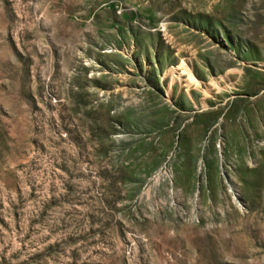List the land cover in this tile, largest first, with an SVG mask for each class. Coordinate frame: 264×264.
I'll return each instance as SVG.
<instances>
[{"label":"rangeland","instance_id":"obj_1","mask_svg":"<svg viewBox=\"0 0 264 264\" xmlns=\"http://www.w3.org/2000/svg\"><path fill=\"white\" fill-rule=\"evenodd\" d=\"M0 264H264V0H0Z\"/></svg>","mask_w":264,"mask_h":264}]
</instances>
